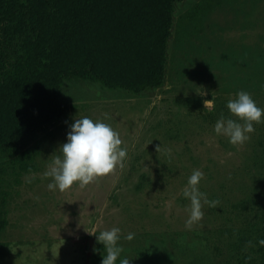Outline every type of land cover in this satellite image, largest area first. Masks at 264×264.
Wrapping results in <instances>:
<instances>
[{"label":"rangeland","instance_id":"374dc122","mask_svg":"<svg viewBox=\"0 0 264 264\" xmlns=\"http://www.w3.org/2000/svg\"><path fill=\"white\" fill-rule=\"evenodd\" d=\"M172 33L163 86L135 94L73 78L61 90L66 114L28 139L31 155L0 151V264H101L103 245L90 233L112 227L135 233L120 241L130 264H225L216 244L232 264L258 261L257 240L243 236L250 223L263 229L264 123L240 145L214 126L221 113L238 119L226 103L240 90L264 108V0L177 2ZM212 96L209 111L203 100ZM78 116L119 133L124 166L50 191L43 173ZM194 169L204 173L200 191L218 205H204L189 230L181 192Z\"/></svg>","mask_w":264,"mask_h":264},{"label":"trees","instance_id":"16d2710c","mask_svg":"<svg viewBox=\"0 0 264 264\" xmlns=\"http://www.w3.org/2000/svg\"><path fill=\"white\" fill-rule=\"evenodd\" d=\"M182 1L0 0V151L31 155L28 139L66 114L61 90L73 78L135 94L163 86ZM12 91L20 95L3 98ZM262 227L250 223L243 240L259 245ZM257 253L251 264H264V246Z\"/></svg>","mask_w":264,"mask_h":264},{"label":"clouds","instance_id":"9594fccd","mask_svg":"<svg viewBox=\"0 0 264 264\" xmlns=\"http://www.w3.org/2000/svg\"><path fill=\"white\" fill-rule=\"evenodd\" d=\"M203 105L204 109L215 110V98L212 96L211 99H204ZM226 107L238 119L225 117L221 113L214 132L218 136L227 137L232 145H240L249 140V134L255 131L254 123H264V108L259 107L251 94L244 90L236 93L234 99H229ZM69 127L66 142L58 148L60 154L52 158L43 173L44 178H50L48 190L63 192L76 182L83 187L98 177L112 173L117 167L123 168L127 149L122 147L119 133L110 124L100 119L78 116ZM203 178L204 173L194 169L181 192L182 197L190 201L189 216L185 221V227L189 230L203 219L204 205H218V201H210L207 194L200 191L199 184ZM27 182L31 183V179ZM90 234L95 235L96 242L103 245L101 264H117L118 260L119 264H130L131 257L123 255L125 250L120 241L122 238L131 241L135 233L123 235L120 227H112ZM258 243L264 246V239ZM93 251L98 250L94 247Z\"/></svg>","mask_w":264,"mask_h":264}]
</instances>
